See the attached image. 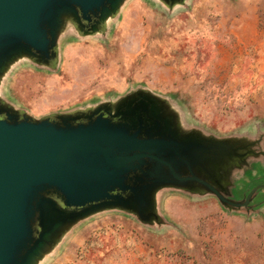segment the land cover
Listing matches in <instances>:
<instances>
[{
  "label": "rangeland",
  "instance_id": "1",
  "mask_svg": "<svg viewBox=\"0 0 264 264\" xmlns=\"http://www.w3.org/2000/svg\"><path fill=\"white\" fill-rule=\"evenodd\" d=\"M136 92L168 109L182 134L238 150L231 201L264 186V0H123L94 32L65 17L52 65L15 58L0 104L30 119L89 114ZM155 218L103 208L60 230L37 264H264V189L247 207L163 187Z\"/></svg>",
  "mask_w": 264,
  "mask_h": 264
},
{
  "label": "water",
  "instance_id": "2",
  "mask_svg": "<svg viewBox=\"0 0 264 264\" xmlns=\"http://www.w3.org/2000/svg\"><path fill=\"white\" fill-rule=\"evenodd\" d=\"M122 1L0 0V77L22 55L54 64L65 17L94 32ZM238 156L230 143L182 134L164 103L144 92L89 114L41 120L0 104V264H37L62 228L103 208L149 222L163 187L247 207L264 186L241 201L220 193L231 191L224 183Z\"/></svg>",
  "mask_w": 264,
  "mask_h": 264
},
{
  "label": "flooded vegetation",
  "instance_id": "3",
  "mask_svg": "<svg viewBox=\"0 0 264 264\" xmlns=\"http://www.w3.org/2000/svg\"><path fill=\"white\" fill-rule=\"evenodd\" d=\"M117 121V120H116ZM197 190V189H196Z\"/></svg>",
  "mask_w": 264,
  "mask_h": 264
}]
</instances>
